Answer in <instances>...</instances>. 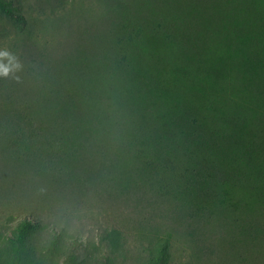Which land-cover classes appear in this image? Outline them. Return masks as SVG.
Instances as JSON below:
<instances>
[{"label":"trees","instance_id":"trees-1","mask_svg":"<svg viewBox=\"0 0 264 264\" xmlns=\"http://www.w3.org/2000/svg\"><path fill=\"white\" fill-rule=\"evenodd\" d=\"M40 1L0 0V264L53 262L64 248L67 264H125L134 251V264H221L255 245L264 0H59L61 14ZM89 11L105 20L91 47L56 44ZM80 200L137 209L141 247L125 255L112 228L108 254L90 250L59 219ZM181 239L193 242L187 263L174 256Z\"/></svg>","mask_w":264,"mask_h":264},{"label":"rangeland","instance_id":"rangeland-1","mask_svg":"<svg viewBox=\"0 0 264 264\" xmlns=\"http://www.w3.org/2000/svg\"><path fill=\"white\" fill-rule=\"evenodd\" d=\"M14 1L17 2L18 0ZM30 1L31 3H36V0ZM76 1L78 2L81 0ZM40 2H42L41 4L39 3L42 10L49 13V11L51 10L49 1L42 0ZM65 2L66 10H68V7L72 2L71 0H65ZM50 3L52 6L53 4L54 6H56L58 14L62 13L61 10L63 11V9L60 7L61 5H59V0H54ZM82 3L94 8H97L100 4V2L98 3V0H82ZM23 8H27V6L24 4ZM89 12L84 13L85 17H82L81 22L76 24L73 37H63L62 40H57L56 44L58 43L59 46L62 47V49L71 48L76 44L82 42L85 43V46L91 47L92 42L90 39V35L93 34V28H97L99 24H103L105 20L100 17L102 16L101 14L94 15L93 11ZM104 13H107V11L105 10ZM95 18L96 20L94 21ZM223 22L224 20L222 21V23ZM6 27L10 36H13L15 31L14 26L9 24L6 25ZM87 27H90L89 34L85 35L84 33L86 32ZM224 28V26H221V30L225 31ZM1 41L5 42V38L3 36L1 37ZM60 209L63 211L59 212ZM60 209L58 210L60 214L59 219L62 220L60 221L63 222V224H66L67 229L73 233L74 237H80V241L82 240L83 242H85L88 245V248L90 247V250L94 249V246H97L95 248H97L99 256L108 254L107 243L103 242L101 237L112 228H119L123 229L124 231V237L122 240V244L124 246L122 252H125V255L129 251H134L135 249L141 247L142 241H140L136 236V233L132 228L133 226H131L128 222V217L130 218V220L133 219V221H136V218L138 217L137 209H134V207L131 206L127 208L122 201L115 204H110V202L99 203L95 200H89V202L80 200L77 203L66 205L64 209ZM66 213H69L70 215L66 217ZM133 213L135 214L133 215ZM127 230L131 232H128ZM181 240L182 243L178 242L176 243V246L173 245L174 256H176V258L179 257L180 261L187 263V261L191 259L190 251L192 249L191 245L193 242L187 240L184 241V239ZM218 241H221V239L219 238ZM64 250L65 253L63 252L59 255L57 254L52 259L54 260L53 262L49 261L48 259H46L45 261L44 259H42L40 261V264H67L68 249L64 248ZM236 250L237 248L232 251ZM182 251L187 253L181 254ZM238 251H241L242 253L240 257L227 258L226 260L222 261L221 264H264V233L260 234L259 240L255 245L249 246L247 248L240 247L238 248ZM134 253L135 251L129 253V258L125 259V264H134L131 256ZM122 257H120L119 261H123Z\"/></svg>","mask_w":264,"mask_h":264}]
</instances>
